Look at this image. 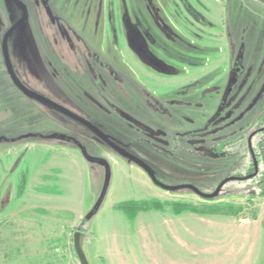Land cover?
<instances>
[{"label":"rangeland","instance_id":"374dc122","mask_svg":"<svg viewBox=\"0 0 264 264\" xmlns=\"http://www.w3.org/2000/svg\"><path fill=\"white\" fill-rule=\"evenodd\" d=\"M22 1L29 15L10 35L9 53L23 85L86 118L68 102L74 97L70 87L63 83L57 84L58 89L54 86L60 78L44 65L49 50L45 49L44 60L37 48L39 37H55L61 44H68L71 38L76 46L71 53L75 60L83 65L92 63L108 87L121 84L136 100H144L145 83L132 73L127 59L120 60L116 67L121 80L118 83L109 68L100 65L104 57L98 58L91 44L82 45L71 32L66 39L58 13L49 7L51 2L63 14H90L91 26L95 27L99 6L104 22L107 8H119L121 0ZM127 1L132 16L144 21L149 12L146 3ZM243 3L245 6L226 10L221 30L224 37L218 45H209L210 50L201 57L195 56L199 50L187 44L183 53L175 50L179 43L174 45L170 56L178 61L175 68L186 73L183 81L198 78V86H224L223 68L240 54V81L243 77L250 80L244 91L253 98L264 90V1ZM156 4L160 5L159 0ZM21 17V7L12 0H0V37ZM104 29L103 24L99 40ZM215 52L218 58L213 56ZM202 97L200 112L208 116L211 98ZM263 114L264 95L242 119L213 137H207L206 132L215 130L216 124L204 121L198 126L187 125L184 130L188 133L180 137L188 141V150L193 153L186 154L197 155L203 162L199 165L195 157L184 163L166 161L157 173L167 184L193 185L206 194L224 178L245 174L252 148L254 151L260 139L255 130ZM152 116H156L154 112ZM12 118L17 122L33 118L42 128V135L55 133L58 137L12 142L24 139L21 130L10 128ZM179 128L169 127L170 139L174 138L173 130ZM125 133L132 140V132ZM117 143L123 148L128 140ZM128 145L132 147L133 143ZM210 146H217L218 153H194ZM86 153L93 158L88 161ZM135 154L153 168H160L150 153L138 149ZM259 192L257 185L249 181L224 180L219 196L210 202L186 188L170 193L156 187L136 163L97 141L83 124L15 90L0 51V264H80L73 244V234L79 228L85 234L83 247L90 264H264V194ZM130 201L154 205L135 214L118 207ZM213 203L231 206L235 211L204 213L202 205Z\"/></svg>","mask_w":264,"mask_h":264},{"label":"flooded vegetation","instance_id":"af4514ba","mask_svg":"<svg viewBox=\"0 0 264 264\" xmlns=\"http://www.w3.org/2000/svg\"><path fill=\"white\" fill-rule=\"evenodd\" d=\"M143 1L149 8L148 15L143 18L144 21L137 15L133 17L128 1L121 0L119 8L112 6L110 11L107 8L104 22L102 21L103 11L99 6L100 11L96 18L97 24L95 27L91 26L90 14L83 16L81 14H63L58 8L51 6V2H49V7L58 13L62 21L59 27L62 28V34L65 35L66 39L69 38V32H71L79 39L82 45H92L98 51L95 50V55L98 58L104 57L100 65L108 67L114 75L112 78L118 83L121 80L116 75V67H119L120 60L123 58L127 59L126 62L130 65L132 73L145 83L143 84L144 100H136L133 93L121 84L108 87L106 83H103L102 77L96 72V68L92 63H84L85 65H83L80 61L75 60L71 53H74L72 51H75L76 46L71 38L67 39L68 44H61L55 37H39V46L37 48L44 60L45 49L49 51L47 50L46 64L39 58L38 62L40 60L44 65L49 66L52 72L56 74V78L59 76L60 79H57L56 83L53 82L56 88L58 83H63L70 87L74 97L68 98V102L72 107L84 113L86 116L84 119H88V122L117 145V141H125L127 143L128 140L129 144L133 143L132 147L127 143L123 149L128 153H133L145 162L152 169L158 181L168 186L188 185L167 184L156 171L162 169V165L166 161L177 162L181 160L184 163L194 160L195 157L198 159L199 165L200 161L203 162V159L197 157V155H192L191 157L186 154L193 152L188 150V141H185L184 137H180L188 133L187 130H184L185 127L187 125L198 126L204 121L216 124L217 128L215 130L206 132L207 137H213L221 129L236 123L246 113L251 111L261 101L264 90L257 93L253 98H251V93L244 91L250 80L243 77L240 81L243 71L241 66L242 56L240 54H237L235 59L233 58L229 65L223 68L225 74L224 86L202 87L197 85L198 82L196 81H198V78L183 81L186 73H180L175 68L174 64H178V61L175 57H171L170 53L177 43L180 46H177L175 50L183 53L184 44H187L190 46L188 48L195 51L199 50V54L195 53V56L197 58L201 57L204 51L210 50L209 45H218L217 42H219L220 37H224L221 30L225 24L224 13L226 10L234 9L237 5H245L243 0H238V4H236L237 0H165V2L159 0V6L156 4V0ZM189 12L194 13L197 18H202L204 21L200 22L194 19ZM103 24L105 29L103 30L102 39L99 40V32ZM4 35L2 38L0 37V51L6 73L14 89L22 93L14 83L5 64L2 45ZM9 46L10 41L8 40V50ZM213 56L218 58L216 52ZM51 57L53 60H51ZM81 58L79 56V60ZM12 66L16 74L13 63ZM183 67L187 68L188 66L183 65ZM192 69L194 72L195 68ZM22 94L25 95L24 93ZM205 95L211 98L209 106H212V108L208 116H206L208 113L205 115L204 112H200L202 106L200 101L203 99L202 96ZM247 99H250L249 104L243 107ZM147 111L150 112V115L147 114ZM152 112L156 116H152ZM237 112L240 113L236 115ZM140 113H144L145 117H141ZM195 114H199V117H192ZM261 123H264V114L261 117ZM261 123L255 130V132L260 134V139L254 151L252 148L248 171L234 178L230 176L226 179L224 178L207 194L213 193L224 183V180L225 182L229 180H245L251 184H256L257 190L264 189V124L262 125ZM9 124L12 130L14 128L21 130L23 132L21 137H24L21 140H11L12 142H24L30 138L40 141V137L56 136L55 133L42 135V128L37 120L33 118L21 119L18 122L12 118ZM173 126L180 127V130L174 129V138L170 139L172 133L168 130L169 127ZM85 128L97 141L110 147L94 131L86 126ZM128 130L132 132V140L125 133ZM74 141H77V139ZM119 146L122 147L121 145ZM111 149L116 151L114 148ZM136 149L156 157V164L160 168H153L148 164V161L135 154L137 153ZM194 153H218V148L217 146H210L209 149ZM132 162L136 163L148 175L156 187L170 193L176 191L168 190L158 185L142 165L135 161ZM194 187L202 192L196 186ZM186 189L199 195L202 200H206L197 191L189 187H186Z\"/></svg>","mask_w":264,"mask_h":264},{"label":"water","instance_id":"95a60500","mask_svg":"<svg viewBox=\"0 0 264 264\" xmlns=\"http://www.w3.org/2000/svg\"><path fill=\"white\" fill-rule=\"evenodd\" d=\"M14 3H16L19 7H21L22 9V17L14 24L12 25L9 30L5 33L4 38H3V55H4V60H5V64L7 66L8 72L10 73V76L12 77L14 83L16 84V86L22 91V93H24L25 95L29 96V97H33L36 98L54 108H56L57 110L65 113L66 115H68L70 118L84 124L86 127L90 128L92 131H94L96 133V135L106 144H108L111 148H114L116 151L120 152L121 155H124L125 157L129 158L132 161L137 162L138 164L142 165L149 173V175L151 176V178L160 186L167 188L168 190H179L182 188H186L189 187L195 191L198 192V194H200L203 197H215V196H219V191L221 189L222 184L213 192L210 194H206L204 192H200L198 189H196L194 186L192 185H179V186H168V185H164L163 183H161L160 181H158V179L156 178L154 172L152 171V169L145 163L143 162L141 159H139L138 157H136L133 153H128L127 151H125L122 147H120L119 145H117L115 142H113L112 140H110L106 135L102 134L94 125H92L90 122H88L86 119L82 118L81 116L71 112L69 109L61 106L60 104H57L56 102H54L53 100L42 96L36 92L31 91L30 89H28L25 85H23L21 83V81L19 80V78L17 77V75L15 74L14 70H13V66H12V62H11V58L9 55V50H8V40L10 35L17 30L28 18V9L25 5L24 2H22L21 0H12ZM56 135V134H55ZM58 136L56 135V138ZM85 157L87 158V160L89 161L90 159H92L93 157L91 155H88L87 153L85 154ZM84 232L80 231L79 229L77 231L74 232L73 234V244H74V249L76 252V255L80 261V264H90L89 259L86 255V252L84 250L83 247V240H84Z\"/></svg>","mask_w":264,"mask_h":264},{"label":"trees","instance_id":"16d2710c","mask_svg":"<svg viewBox=\"0 0 264 264\" xmlns=\"http://www.w3.org/2000/svg\"><path fill=\"white\" fill-rule=\"evenodd\" d=\"M259 193L260 194H264V189L260 190ZM217 197L218 196H215V197H212V198L204 197V199H206V201L212 202V201L216 200ZM153 205H154V203L153 204H149V203H141V202H134V201L132 202V201H130V202H127V203L119 204L118 207L120 209L124 210V211H127V212L131 213V214H133V213L135 214L138 211H141L143 209H150V208L153 207ZM202 206H204L203 209H202L203 212L204 213H208V214H220V213L232 214L235 211V210H233V207H231V206L216 205L214 203L213 204H203ZM79 229H81V228H79Z\"/></svg>","mask_w":264,"mask_h":264}]
</instances>
